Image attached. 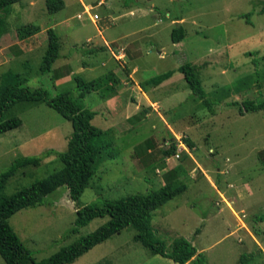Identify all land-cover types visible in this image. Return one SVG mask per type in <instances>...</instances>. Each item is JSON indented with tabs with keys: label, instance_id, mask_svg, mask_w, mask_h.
I'll return each mask as SVG.
<instances>
[{
	"label": "rangeland",
	"instance_id": "374dc122",
	"mask_svg": "<svg viewBox=\"0 0 264 264\" xmlns=\"http://www.w3.org/2000/svg\"><path fill=\"white\" fill-rule=\"evenodd\" d=\"M64 2L53 15L46 0L11 6L0 42V86L8 71L28 75L31 88H45L52 96L79 97L77 75L89 82L113 72L120 84L83 98L97 112L92 124L104 132V150L79 201L61 187L43 205L10 219L34 260L48 259L109 221L97 218L66 237L79 209L158 191L183 168L188 188L154 211L156 236L168 249L185 238L203 264H240L243 254L252 253L248 264H264V112L241 115L231 105L264 101V0ZM177 27L184 28L185 39L174 44ZM50 28L60 38L61 58L52 74L43 75L39 68ZM186 63L195 66L210 107L192 98L178 71ZM168 71L176 72L169 81L141 89V83ZM7 116L19 117L22 126L0 135V175L17 158L67 150L72 125L45 103H19ZM172 144L176 155L166 158ZM61 167L56 155H46L39 166L19 170L4 193L12 195ZM134 235L129 227L74 264H177L153 254Z\"/></svg>",
	"mask_w": 264,
	"mask_h": 264
},
{
	"label": "trees",
	"instance_id": "16d2710c",
	"mask_svg": "<svg viewBox=\"0 0 264 264\" xmlns=\"http://www.w3.org/2000/svg\"><path fill=\"white\" fill-rule=\"evenodd\" d=\"M20 0H0V42L8 32L9 10ZM49 14H57L65 8L63 0H46ZM264 13V8L262 10ZM37 29H39L37 27ZM48 47L42 58L39 71L43 75H50L54 71L55 63L61 58L60 38L54 29L47 31ZM172 41L178 44L185 39L183 27L172 31ZM178 71L184 75L192 91V98L201 100L207 107L210 101L203 87L202 81L196 73L195 66L186 63ZM71 71L69 69L68 75ZM175 71L159 74L140 84L141 89L147 92L149 87H159L170 80ZM65 76H58V79ZM57 79V78H56ZM79 97L70 93H61L52 96L45 88H31L29 76L8 71L3 76L0 86V135L18 129L22 126L19 117L8 118V112L22 102H43L55 110L72 125V134L68 140L65 152L47 151L41 157H20L0 175V256L5 264H74L79 258L90 252L98 245L112 237L121 234L125 229L132 227L135 230L134 240L149 249L153 254L170 259L177 264H203L201 254L196 247L185 238L175 240L171 249L155 234L152 226L154 211L162 208L187 190L186 183L181 179L185 174L183 168H177L168 176L165 185L158 191L147 195H134L116 201H106L101 206L89 205L76 212L73 228L66 235L77 234L81 228L89 225L97 218L109 217V221L93 233L82 237L71 245L39 263L34 260L31 251L23 244L10 224V219L24 209H31L45 203L46 197L61 187H67L69 197L78 202L85 190L90 186L96 175L97 164L100 162L104 150L102 137L104 132L95 127L92 122L97 112L87 109L83 98L88 93H100L102 89L110 87L114 91L120 84L118 76L113 73L104 74L92 81H85L81 76H75ZM239 107L241 115L246 113L264 112V101L245 100L231 104ZM188 147H192L187 140ZM177 146L172 144L165 151L166 158L176 155ZM56 155L62 167L49 176L34 181L12 195H6L4 190L9 180L24 168L41 164L45 156ZM170 174V175H173ZM264 222V217L260 218ZM261 252V251H260ZM255 254H243L240 264H248Z\"/></svg>",
	"mask_w": 264,
	"mask_h": 264
},
{
	"label": "built area",
	"instance_id": "2783aa9c",
	"mask_svg": "<svg viewBox=\"0 0 264 264\" xmlns=\"http://www.w3.org/2000/svg\"><path fill=\"white\" fill-rule=\"evenodd\" d=\"M88 12H89V11H88ZM94 19H98V15H95V16H94Z\"/></svg>",
	"mask_w": 264,
	"mask_h": 264
},
{
	"label": "crops",
	"instance_id": "0c3cea01",
	"mask_svg": "<svg viewBox=\"0 0 264 264\" xmlns=\"http://www.w3.org/2000/svg\"><path fill=\"white\" fill-rule=\"evenodd\" d=\"M64 1V0H63ZM64 78V77H63ZM169 81V80H168ZM167 82V81H166ZM164 84V83H163ZM161 86V85H160Z\"/></svg>",
	"mask_w": 264,
	"mask_h": 264
}]
</instances>
